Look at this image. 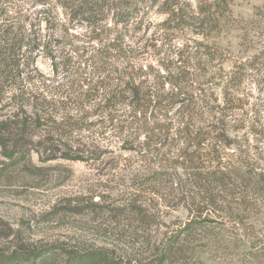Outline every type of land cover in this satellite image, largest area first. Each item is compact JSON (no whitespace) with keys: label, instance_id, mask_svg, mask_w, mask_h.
Returning <instances> with one entry per match:
<instances>
[{"label":"rangeland","instance_id":"1","mask_svg":"<svg viewBox=\"0 0 264 264\" xmlns=\"http://www.w3.org/2000/svg\"><path fill=\"white\" fill-rule=\"evenodd\" d=\"M34 1L0 8L26 13ZM52 2L67 20L71 0ZM110 5L99 25L113 23ZM133 13L126 37L154 90L173 93L167 115L136 150L105 132L84 161L32 152L11 163L0 148V256L101 248L116 264H264V0H142ZM79 22L68 31L95 48ZM35 65L51 73L47 58ZM190 96L199 107L181 129Z\"/></svg>","mask_w":264,"mask_h":264},{"label":"trees","instance_id":"2","mask_svg":"<svg viewBox=\"0 0 264 264\" xmlns=\"http://www.w3.org/2000/svg\"><path fill=\"white\" fill-rule=\"evenodd\" d=\"M76 1L71 0L65 21L52 0H35L31 11L16 8L14 15L0 8V148L11 163L32 152L42 161H84L86 152L99 149L96 138L105 132L115 133L124 149L136 150L147 140L138 136L152 132L173 103L167 100L173 93L154 90L156 76L146 73L140 48L126 37L142 0H111L109 27L97 18L106 0ZM74 18L95 34V48L86 50L68 31ZM40 56L50 61V74L36 67ZM151 74L154 85L146 80ZM196 106L191 96L180 102L181 129ZM62 256L51 248L23 250L0 256V264H116L101 248Z\"/></svg>","mask_w":264,"mask_h":264}]
</instances>
